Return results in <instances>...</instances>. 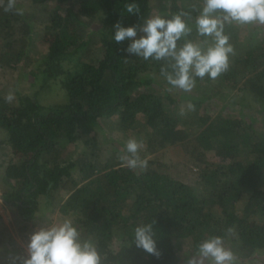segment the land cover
<instances>
[{
  "label": "trees",
  "instance_id": "16d2710c",
  "mask_svg": "<svg viewBox=\"0 0 264 264\" xmlns=\"http://www.w3.org/2000/svg\"><path fill=\"white\" fill-rule=\"evenodd\" d=\"M131 2L14 0L6 11L8 0H0V72L18 71L0 87L1 204L14 213L23 240L54 212L71 219L95 244L101 264H184L209 236L222 238L234 264H264V25L247 24L246 33L245 24H225L233 47L227 71L196 78L184 92L164 79V60L128 56L127 41H113L115 22L140 24L156 3L134 0L137 18L126 12ZM201 3L159 2L157 15L187 14L182 18L192 31L178 46L205 39L194 27ZM38 25L42 34L33 31ZM35 45L40 51L33 52ZM55 84L62 101L44 107L40 89ZM200 110L214 113L196 116ZM184 115L196 119V131L188 130ZM108 131L117 145L103 158ZM130 138L140 144L144 169L121 160ZM66 146L74 155L61 159ZM174 149L181 160L169 168L159 159ZM210 151L223 163L210 162ZM184 171L191 181L183 180ZM153 221L159 256L130 243L134 227Z\"/></svg>",
  "mask_w": 264,
  "mask_h": 264
},
{
  "label": "clouds",
  "instance_id": "9594fccd",
  "mask_svg": "<svg viewBox=\"0 0 264 264\" xmlns=\"http://www.w3.org/2000/svg\"><path fill=\"white\" fill-rule=\"evenodd\" d=\"M14 8L8 0L5 10ZM22 15V9L15 10ZM129 15L139 18L136 3L126 6ZM186 13L162 17L154 15L140 24L124 26L119 21L112 25V39L117 44L127 41L123 51L128 56L148 60H164L160 72L172 88L191 91L196 78H217L227 71L233 47L224 32L225 24L264 25V0H202L194 27L198 36L205 39L195 42L184 39L192 31L185 19ZM11 95L7 99H11ZM191 107V106H190ZM140 144L129 139L123 148L121 160L128 168L147 167V160L138 155ZM153 222L134 227L131 244L146 253L159 256L154 240ZM26 255L13 258V264H101L95 244L81 237L80 230L71 219L42 226L33 231L26 244ZM234 254L225 247L219 236H209L197 243L191 254H186L184 264H234Z\"/></svg>",
  "mask_w": 264,
  "mask_h": 264
},
{
  "label": "rangeland",
  "instance_id": "374dc122",
  "mask_svg": "<svg viewBox=\"0 0 264 264\" xmlns=\"http://www.w3.org/2000/svg\"><path fill=\"white\" fill-rule=\"evenodd\" d=\"M155 1H156V3H155V5H153L154 8L151 11L150 17L158 14V6H159V2L161 0H155ZM199 8H200V6L198 7V10H199ZM243 26L247 29L246 33H250L251 32V30L249 29L247 24H245ZM33 29H34L33 30L34 32L35 31H37V32L39 31L40 34H42L44 26L43 25H38V26H36V28H33ZM198 39L196 40V42H199ZM40 49L41 48L36 46V48L33 50V52L35 50L40 51ZM36 57L37 56L35 54V57H33V58L37 59ZM31 68H32V65L29 66L28 69H31ZM18 70L20 71V69H18ZM17 74H18L17 69L16 70L12 69V70H8V71H1L0 72V78H1L0 79V87L5 86L6 83H10L11 81L13 82V78L16 77ZM21 76H22V78L26 77L25 73L22 74ZM58 85L55 84L54 86H52L53 90H51V91L49 90L47 85H44V87H42L40 89V92H39L40 98L39 99H41L40 101H42L43 103H46V104H43L44 107L45 106L54 105V104H57V102H61L62 101V97H61V94L63 96L62 86L60 84H58ZM10 87H11V85H8L6 88L10 89ZM38 87H39V85L36 84L34 86V90H32V93H34L35 95H38V92H36V88H38ZM19 88L26 95H31V90L28 88V84H26L25 82H21V84L19 85ZM57 88H59V89H57ZM8 92H9V94L7 95V97L9 95H11V97L14 95V94L11 93L12 92V88ZM50 92H51V94H50ZM56 94H57V97L53 98V96L56 95ZM35 95H32V96L35 97ZM165 98L166 97H164V99ZM162 101L163 100H161V103H162ZM225 102H226V104L229 105L230 108H235V105L232 104L228 99ZM241 104H244V101ZM208 107L209 106H207L206 108H208ZM180 109H181L182 112H185L184 114H186V112H189V109L188 108L185 109L184 106H179V110ZM237 109H239V107H237ZM206 113H205V111L203 112L202 110H200V112L199 113H195V115L196 116L197 115L198 116L206 115V116H210L211 117V116H213L214 112L212 113V110H207ZM190 114H192V112ZM260 117L261 118H259L258 120L261 123L262 120H263V115H261ZM194 119L195 118H192V116H190V115H186L185 116V120L183 119L184 121L189 122V123L186 124V127L188 128V130H190L192 132H194V131H196L198 129V128H196V126H193V123H195V122H193ZM140 129L141 128L137 126V130H140ZM105 134H106L107 140L110 143V145L102 148L103 158L107 157L109 150H111L112 147L117 145V143H115L116 139L113 137L114 136L113 132L108 131V133H105ZM5 139H6V132L3 129H0V142L2 140H5ZM74 152L75 151L71 147L66 146L64 148L63 152H61V156L59 158L63 159V158L71 157V155H74ZM179 152L180 151L178 149H174L173 151L172 150L171 151H167L166 154H164L163 156L162 155L160 156L159 161H161L162 163H164L167 166H169V168H172V165L175 162H179L181 160V155H180L181 152L180 153ZM208 159H209L210 162H212L213 164H216V165H219V164L223 163L220 160V158L216 157L214 151H212V152L210 151ZM179 169H180V167H179ZM2 170H3V167H1V164H0V179H2V174H1ZM170 171H172V169H169V172ZM192 171H195V169H193ZM185 172L186 171L181 173V177L183 178V180L191 181L193 178L191 177L190 174L184 175ZM1 189H2V185L0 183V196H1ZM0 214H1L0 230L4 229L3 233H0V263L1 264H4V263L13 264V258L14 257L23 258L26 255V247L25 246L27 244L29 235L33 231H35L36 229H38L39 227H42V226H47V225H50V224L62 222V219L59 217L58 213L54 212V213L50 214L49 217H48V221L50 222L49 224H43V225L38 224V225H36L28 233L27 239L23 240L21 235L18 234V232L16 230L18 224L15 223L13 221V219H12L14 213L12 211L4 208L3 205L1 204V202H0Z\"/></svg>",
  "mask_w": 264,
  "mask_h": 264
},
{
  "label": "water",
  "instance_id": "95a60500",
  "mask_svg": "<svg viewBox=\"0 0 264 264\" xmlns=\"http://www.w3.org/2000/svg\"><path fill=\"white\" fill-rule=\"evenodd\" d=\"M1 199H2V197L0 196V202H1Z\"/></svg>",
  "mask_w": 264,
  "mask_h": 264
}]
</instances>
